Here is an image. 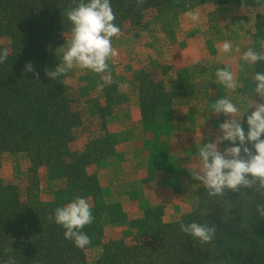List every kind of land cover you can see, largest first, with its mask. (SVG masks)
<instances>
[{
	"label": "trees",
	"instance_id": "obj_1",
	"mask_svg": "<svg viewBox=\"0 0 264 264\" xmlns=\"http://www.w3.org/2000/svg\"><path fill=\"white\" fill-rule=\"evenodd\" d=\"M183 1L187 0L110 3L117 26L137 27L152 14L158 15ZM205 1L255 9L253 40L259 47L264 42V0ZM78 3L79 0H0V38L10 42L8 58L0 63V155L23 153L29 162L28 174L36 176L44 168L47 183L63 184L51 192L47 201L23 200L17 186L0 180V264H7L9 258H14L16 264H90L85 251L99 244L106 213L112 224L128 223V229L122 238L106 243L101 256L91 264H264V216L259 209L264 205V189L259 182L252 188L225 189L215 196L201 186L196 208L172 223L163 222L160 206L143 209L138 218L129 219L119 203L104 204L107 191L87 168H100V162L110 156L112 136L106 133L102 140L88 141L82 149L71 150V144L81 135L84 116L75 108L63 75L52 80L44 73L49 51L71 34L66 11ZM27 61L35 65L38 78L24 71ZM257 72H264V61L249 66L243 92L250 97L257 94ZM164 75L163 67L155 63L151 71L135 77L145 125L168 116L175 97L194 92V86L184 82L176 93L167 91ZM104 97L99 112L105 128V117L118 103L126 106L128 100L117 90L116 83L105 86ZM246 117L247 114L241 123L247 132ZM165 149L158 151L159 160ZM77 196L90 201L94 217L83 229L91 239L84 249L65 239V229L49 219L57 207ZM193 222L215 227L213 240L201 243L180 230L181 223Z\"/></svg>",
	"mask_w": 264,
	"mask_h": 264
},
{
	"label": "crops",
	"instance_id": "obj_2",
	"mask_svg": "<svg viewBox=\"0 0 264 264\" xmlns=\"http://www.w3.org/2000/svg\"><path fill=\"white\" fill-rule=\"evenodd\" d=\"M239 12L221 13L219 7L207 3L189 11L175 25L153 20L140 24V42L130 38L116 40L115 45L121 50L117 90L126 95L128 104L117 106L105 117L104 134L111 135L114 143L107 164L92 169V173L107 191L104 202L119 203L129 219L138 218L143 209L157 206L164 209L165 223L192 212L198 189L204 186L191 175L192 170L200 168L199 147L217 142L223 135L219 125L229 118L214 111L213 105L218 99H230L240 109L242 121L256 104L264 103V95L250 97L243 92L251 64L241 57L249 48L255 50L253 25L257 12ZM193 13L199 17L197 23H190ZM224 41L231 44L230 53L220 51ZM260 50L264 51L261 47ZM155 63L164 68L167 91L176 93L184 82L193 85L194 92L175 97L168 116L145 125L135 77L151 71ZM223 68L233 72L235 89L219 83L216 71ZM100 98L104 105V93ZM228 147L229 142L218 144L222 152ZM162 148H166L165 158L159 160L157 154Z\"/></svg>",
	"mask_w": 264,
	"mask_h": 264
},
{
	"label": "clouds",
	"instance_id": "obj_3",
	"mask_svg": "<svg viewBox=\"0 0 264 264\" xmlns=\"http://www.w3.org/2000/svg\"><path fill=\"white\" fill-rule=\"evenodd\" d=\"M137 2L142 3V0ZM66 16L72 24L71 38L67 40L62 62L54 70L44 69L45 75L55 80L73 68H79L100 74L103 83L98 84V88L112 84L108 61L117 55L112 38L118 36L121 29L114 23L116 16L110 0H79L75 7L66 11ZM190 18L192 21L199 19L196 14H190ZM261 48L264 49V42L261 43ZM220 51L230 53L231 44L224 41ZM8 55L7 48L0 51V63H4ZM241 59L254 65L258 61H264V51L257 52L249 48ZM24 71L39 77V72H36L31 61L25 63ZM216 76L220 84L228 89H235L236 80L232 71L227 68L218 69ZM254 79L255 93L264 95V72H257ZM248 107L251 108L252 105ZM213 109L229 118L219 125L223 135L217 142L199 147L200 168L199 171H191L192 177L202 182L210 196L221 195L225 189L237 191L241 187L252 188L257 182L264 189V103L256 104L254 110L247 115V132L239 118L240 109L230 99H218ZM224 142H229L231 147L222 152L218 144ZM259 209L264 216V205L259 206ZM49 219L65 229L64 238L73 241L76 247L84 249L91 243L90 237L83 231L94 220L87 199L75 197L66 205L57 207ZM179 227L182 232L191 234L201 243L211 242L216 232L215 227L195 222L187 225L181 223ZM7 264H16V261L9 258Z\"/></svg>",
	"mask_w": 264,
	"mask_h": 264
},
{
	"label": "rangeland",
	"instance_id": "obj_4",
	"mask_svg": "<svg viewBox=\"0 0 264 264\" xmlns=\"http://www.w3.org/2000/svg\"><path fill=\"white\" fill-rule=\"evenodd\" d=\"M206 4L207 3L205 0L183 1L170 9L160 12L158 15L152 14L147 18V20L143 22V24L153 20L158 23L175 25V23H177L178 20L182 18V16H185V14L189 13V11H194L196 8ZM215 7H219L221 13L229 14H240L239 11H245L247 9L228 5H215ZM248 10H251L253 12L255 9ZM189 20L190 23L198 22V20L192 21L191 18ZM119 28L121 29L120 34L112 38V45L116 50L117 55L108 61L110 75L113 83H116V86L118 85L116 79V69L117 65L120 66V64H118V58L119 55H121V50H119V47L117 48L115 45L116 40L130 38L133 39L134 42L135 40L136 42L141 41V36L137 32V27L120 26ZM70 38L71 34L66 35L64 41L60 45H58L55 49L49 51L45 62V69L54 70L62 62L63 51L66 48L67 40ZM9 43V39L0 38V48H8ZM253 43L255 50H260L261 45L259 47V45H257L254 40ZM63 77L69 93L74 99L75 108L79 110L80 113L84 116V125L81 130V135L79 136L77 141L72 143L70 146L71 150H80L85 145L83 144V142L102 140V138H104L106 135L104 134L105 128L102 125L101 118L97 115V113L100 114L99 110L103 106L99 99H101V95L105 93V89L98 88V84L103 83L100 74H96L88 70L73 68L67 74L63 75ZM118 107H121L119 103ZM122 107H124V105ZM94 114H96V116H93ZM109 143H114L113 137L112 139H110ZM108 158L109 157L103 159L100 162V166L106 165ZM94 168V166L87 168V172L92 173V169ZM28 169L29 162L25 154L4 153L0 155V180L5 185L17 186L23 200L38 199L41 201H47L50 199L49 196L51 192L63 185L61 182L47 183L44 180V168H40L36 176L28 174ZM87 201L90 204V201L88 199ZM104 204L106 203L104 202ZM102 221L103 230L99 244L93 245L85 251L86 261L90 264L95 262L101 256V254L103 253V246L106 243L122 238L128 229V223L112 224L107 213L104 214Z\"/></svg>",
	"mask_w": 264,
	"mask_h": 264
}]
</instances>
